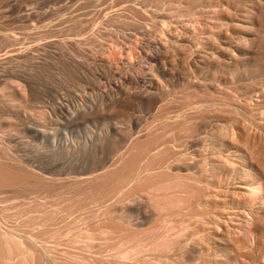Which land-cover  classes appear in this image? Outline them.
I'll use <instances>...</instances> for the list:
<instances>
[{"label":"bare ground","instance_id":"bare-ground-1","mask_svg":"<svg viewBox=\"0 0 264 264\" xmlns=\"http://www.w3.org/2000/svg\"><path fill=\"white\" fill-rule=\"evenodd\" d=\"M0 1L4 2L6 0H0ZM96 1L98 2V0H95V2H94V0H92V2H94L95 6H96ZM145 1H146L145 5H147V2L149 0H145ZM164 1L166 2V3L164 2V4L168 3V0L167 1L164 0ZM171 1H173V3H174V0H171ZM175 1L181 2L180 0H175ZM186 1H188V0H186ZM220 1H222V0H189L185 5L183 3L178 2L174 8L172 7L173 10L171 12L170 6L175 5L176 3L175 4L172 3L170 5V0H169V3L167 6L170 5L169 6L170 9H168V11L170 10L169 13H171V14L173 13V15L174 14L178 15V12L182 13L184 11H186L187 13H190L198 5L200 6V8L205 7L207 9V10L205 9V12L203 13L204 9L202 10V8H201L203 16L206 13V11H207V14H209V16L214 15L213 18H210V19L214 20L213 22H215L214 24L212 23L211 28H209V25L205 23L206 21L204 22V19H202L204 17H201L202 15H199L201 17L200 18L201 19L200 25H202L201 27H203V29H201L203 31H201L199 29V34H196L195 32L193 34L192 32L195 29H192L193 31L190 32L191 35H188V33H185V35L183 37H179L181 32L179 34L177 33L179 30L177 32H175L176 28H177L176 27L174 29V33H175V35L177 34L179 36L177 38H172V37L170 38L171 35L169 36L170 33L166 29V31H168V33H169L168 34L169 37H168L165 29H163V26L165 25V28H166V26H168V24L166 25V22H167L166 18H162L163 17L162 14L160 15V18H158L159 16L157 17L158 20L160 19L159 22L155 18L156 22H157L156 24L154 22H153V24L149 22V25L152 24L153 29L156 28V30H157L158 28H160L162 30L161 34L164 33L162 36L165 35L167 37V41L168 40L170 41V44L173 45L172 46L173 48L174 47L180 48L181 53L184 51L183 52L184 55H183V53H182V55L187 60V62H190L191 65H193L192 66L194 68L193 70H195L200 75L202 74V77L205 76V75L203 76V74H205V73H210V75H212V76H210V75L207 76V77H211V78H209V80H210L209 82L206 81L207 82L206 83L202 79L198 80L197 82H195L196 84L194 83L195 85L193 84L194 86L192 89V87H191L192 82L191 81H195L194 80L195 78L193 80H191V79L195 76V74H193L194 76H192L191 72H193V73H196V72L193 71L192 69H191L192 70L191 71L190 70L191 66H188L186 64V67H189V69L187 68V70L191 71V72L187 73V74L191 75L190 76L191 79L188 78V80H190V82H191V84H190L191 86L187 87V85H186L184 92H182L184 95L181 93L182 95L178 96V94L175 93L176 97L177 96H178V98L180 97L179 98L180 101L182 99L181 97L186 98V101H184L185 103L190 101V99L194 98L193 97L194 94L191 95L192 91H193L192 93H195L194 91H196L200 96L205 95L206 98L208 97L206 100L204 99V101L198 107H193L192 111L190 110L191 113H189L190 111L187 112V110H189V108L191 106L188 108L187 105L185 104L188 109H186V110L184 109V110L189 114H187V115L185 114L186 116L181 114L182 118L185 116L184 121L181 122L183 119L181 121H179L180 122L179 125H181V126H180L179 130H178V128H176L178 130L176 133L172 132L174 134V135H172L173 143H176L175 146L178 148L179 143H181L182 147L185 150L181 146L180 147L184 151L187 150L190 153L185 152L186 154H184L183 151H180L181 148H180V150L178 149L179 152H181V157H178V159H174V161L176 163L173 164V167H167L166 166L167 164H165V163L168 160L167 156H169V155H167L168 154L167 147H170V146H166L168 144L165 145L166 150H162V152L158 151L159 153L157 152L155 154H152V153L156 152L154 148L157 145V143L159 144L160 142H162V141H159L160 133H158V131H159L160 127L158 129L152 128V130H150L151 129L150 128L149 129L150 131L147 133L145 132L147 130H145V131L142 130V131H144L143 132L144 135H142L140 137L138 136V138L135 137L136 139H134L132 141V143H130L131 142V140H130V142H129L130 146H129V144L125 143L126 146L125 145L124 146L126 147V151L123 152L124 154L122 153L123 155L119 159V162H120L119 166H117L115 169L111 168V170L106 172V173L96 174L95 176H93V178H90L89 180H87L85 182L86 185L85 186L83 185L84 187L80 191L81 196L79 198H76L77 196H74L72 194L73 192L70 189L73 197L71 196L72 198L69 200L70 202H69L68 206L66 205L65 209L63 208V210H62L58 206L53 205L50 202H49V204H51V205H44V206H43V204L41 205V203H40V205H35L33 207V210L29 214H27L28 213V209H27L28 207L27 208L24 207L27 204V201L21 200L24 202V203H22L21 207L23 206V204H25V203L26 204L23 206V209H20V208L18 209L17 208L18 205L16 206L17 212L19 210L18 215L16 214L17 213L16 211H15L16 213L12 212V209L14 211L15 207L14 208L12 207L10 210L15 216H17V217H15L14 215L11 214L10 215L11 218L15 217L14 219L18 218V220H20V224L17 221L18 225L17 224L14 225L15 223H13L14 222L13 220L11 221L12 223L9 222V219L11 220V218L8 215L11 212L9 210L7 212L6 211L7 207L6 208L3 207L2 211H6L7 212L6 214H8L9 212L10 213L8 215H6L5 212H0V264H264V0H263V3L260 4V7L259 6L255 7L256 3H254L255 1H253V0H224L225 5H226L224 7H223L224 2L222 1L223 3L219 4ZM104 2H105V0H104ZM142 2H144V1H142ZM149 2H151V1H149ZM149 2H148V4H149ZM158 2L161 3L160 1H158ZM257 2L260 3L259 0ZM134 3L136 4V2H134ZM155 3H154V6L157 9L158 6H156L157 3L156 4ZM159 3H158V5H159ZM141 5L143 7L144 4L141 3ZM152 5H153V3H152ZM80 6H82L81 3H80ZM133 6H136V5H133ZM133 6H132V8H133ZM149 6H150V4H149ZM164 6L162 4V7H164ZM167 6H165L164 8L166 9ZM75 7H77V6H75ZM83 7H84V5H83ZM83 7H82V9H83ZM155 7L152 6L151 8L154 9ZM200 8L196 9V11L194 9V11L200 12V10H199ZM133 9H135V8H133ZM138 9L139 8L134 10L135 12H133V13L137 14L138 17H140V19H141V17H143V18L145 17V20H146L147 19V17L145 16L146 12L143 11L144 8H142V10H141V7H140V10H138ZM146 9H147V6H146ZM148 9H149V7H148ZM160 10L161 9H159V11ZM75 11H77V8L73 12H75ZM78 11L80 13L82 10H80V8H79ZM83 11H85V10H83ZM149 11L150 10H148L147 13ZM174 11H175V13H174ZM73 12H71V13H73ZM88 12H89V10H87V13ZM151 12H152V10H151ZM156 12H158V11H156ZM199 12L196 13L197 16H198V14H200ZM84 13H86V11ZM158 13L157 14L155 13V14L158 15ZM73 14H71V15L74 16ZM191 14H193V13L191 12ZM165 15L169 16L168 12L165 13ZM78 16H79V14H78ZM135 16L136 15H133L134 20L137 18V16H136V18H135ZM205 16H206V14H205ZM209 16L207 17L208 19H209ZM153 17H155V16H153ZM172 17H174V16H172ZM150 18L148 17V20L152 22L153 19L150 20ZM169 18H170V16H169ZM138 19H136V20L138 21ZM174 19L172 20L170 18V19H168L169 20L168 22L173 21L172 25H174L173 24V23H175ZM195 19H197V18L195 17ZM129 20L131 21V19H128L126 22L129 23ZM132 20H133V18H132ZM123 21H125V20H123ZM137 21L136 22L131 21V22H133V23L135 22L136 24H138ZM193 22H195V21L193 20ZM198 22L199 21H197L195 23H198ZM128 23L126 24L127 27L129 26ZM145 23L146 22H144V24L142 23V25H139V28H141V26H142V29H143L144 28L143 26L146 25ZM139 24H141V23H139ZM161 24H162V26H161ZM149 25H148L149 30L147 33H149V31H150ZM170 25H169V28L171 27ZM133 27L135 28V27H137V25H135ZM183 27L184 26L180 27V31L182 30L181 28H183ZM194 27H195V25H194ZM146 28H144V29H146ZM195 28H197V26ZM213 28L217 29V31L215 30L217 33H214L215 31L214 32L212 31L213 33L210 31V29L212 30ZM146 30H143V31H146ZM158 30L154 31V32L156 33V32H158ZM184 30H186V29L184 28ZM183 31H182V34H183ZM195 31L198 32L197 30H195ZM154 32H152V34ZM150 34L151 33H149V35ZM173 35L174 34H172V36ZM196 35L198 37H201V35H205V36H207V38L201 39V38L196 37ZM194 37L200 39L199 42H201V41L205 42L204 45H207L209 48H207V46H204V48H203L202 47L203 43L197 42L198 45L199 44L201 45L202 49L201 50L199 49L200 46L197 47L200 50V52L194 54L193 53L194 51L193 52L191 51L192 49L193 50L196 49L195 46H197V44H194L195 46L193 48H191L193 46V43H195L197 40ZM192 39H193V41L195 39V41L194 42L191 41ZM204 39H205V41H204ZM17 42H19V41H17ZM190 43H192V46H190L191 45ZM149 44H150V42H149ZM205 47H206V49H208L207 51L205 50ZM149 48H152V47H149ZM155 48H156V45H155ZM168 48L170 49V47H168ZM163 49H165V48H163ZM163 49H161L162 52H163ZM182 49H183V51H182ZM157 51H159V50H156V52L154 50L153 53L151 51V53H152L151 56L150 57H144L143 56V59L145 60V58H146V60H149V63H150V61L158 62L159 58L162 56L159 57V54L161 52L158 53ZM174 52L176 53L175 48H174V51L172 53L173 58H175L176 60L179 59L178 56L176 57V55H178L177 53L174 57ZM169 53H170V51H169ZM160 55H162V53ZM169 56H168V58H169ZM164 57L166 58V54L164 55ZM130 58H131V60H133L132 57L129 56V60H130ZM168 58H167V60H168ZM173 58L171 57V60ZM189 59H190V61H188ZM174 61H172V62L168 61V62H171L172 63L171 65H173ZM155 62H153V63H155ZM160 62H162V64L167 63L164 61H160ZM139 63H140V61H139ZM174 64H177V63H174ZM164 65L168 66L167 64H164ZM164 65H162V67H164ZM180 66H178L177 69L178 68L181 69ZM183 66H184V64H183ZM156 67H158V66H156ZM162 67H161V69L159 68L160 69L159 71H161L162 69L165 70ZM157 70H158V68H157ZM168 70L169 69H167V72H169ZM174 73H175V70H174ZM174 73H172V74H174ZM169 74L171 75V72H169ZM183 74H185V73H183ZM145 76H146V74H145ZM185 76H187V75L185 74ZM185 76L183 75V78ZM197 76H199V75H197ZM239 76H240V78H242L241 81L242 80L244 81V82L242 81L243 82L242 84H237L236 80L239 79ZM179 78H181V77L179 76ZM186 78L187 77H185L184 79H186ZM137 80H138V78H137ZM142 82H144V81H142ZM172 84H175V83H172ZM184 85L182 87H184ZM18 86H19V88H21L20 90L24 91V89H22V87H24V86H22V87L20 85H18ZM16 87H17V85H16ZM180 89H181V86H180ZM25 92L24 93L22 92V93L25 94ZM144 92L146 93V90ZM230 92L235 93V95L234 96H233V94L231 95ZM147 93L146 94L148 96L150 95L149 97H151L154 100L151 103H153L154 105H157L154 103L157 100V99L156 100L154 99L156 96L153 98L152 97L154 95L153 93L151 94L150 91L149 92L147 91ZM23 94H22V96H23ZM155 95H156V93H155ZM141 96H143V95H141ZM159 96H160V94H159ZM203 96H202V98L205 97V96L204 97ZM173 97L175 98V96H173ZM191 97H193V98H191ZM157 98L159 100L161 97L159 98L157 96ZM174 98H171V99L168 98L169 99L168 102H170V100H171L174 103V101H175ZM196 98L193 100L196 101ZM198 98H201V97H198ZM130 99H131V97H130ZM193 100H191V101L194 103ZM163 101L167 102V99L163 100V98H162V101H160V103H162ZM191 101H190V104H191ZM176 102H179V101H176ZM184 102L182 101L181 103L183 104ZM164 103H163V105L165 106L166 103L165 104ZM193 103H192V105H193ZM196 103H197V101H196ZM148 104H149V102H148ZM175 104L176 103H174L172 105L170 103L171 109H172V106H173V109L174 108H175V110L178 109V108L176 109V107H174V106H177L179 103L177 105H175ZM182 104H180V105L183 106ZM190 104H188V106ZM129 105L130 104H128V106ZM167 105L168 104H166V107H167ZM126 106H127V104H126ZM122 107H124V105ZM127 107H125V108H127ZM166 107H164V108H166ZM183 107L181 109H183ZM130 109H131V107H130ZM181 109H179V110L181 111ZM164 110H163V112H165ZM175 110H174L175 113L173 111H171V114H172V112L175 115H176V113L180 114V112L178 110H177V112ZM160 111H159V113L162 114V111L161 112ZM117 112H118V109H117ZM119 113L121 114L122 112H119ZM165 113H163L162 116ZM182 113H184V112H182ZM120 114H119V116H121ZM125 114H127V113H125ZM100 115H102V114H100ZM106 115H107V113H106ZM165 115H167V114H165ZM81 116H82V114H81ZM93 116L95 117V115H93ZM114 116L117 117L118 115H114ZM162 116H160V121H163L166 119V117L164 119L161 118ZM74 117L76 118V116H74ZM179 117L174 116V118H171V119H176V118L181 119ZM209 117H215L217 120H219V124L218 123L216 125L213 124L210 131L208 130L206 132V130H205L206 129V123H207ZM79 118L80 117H78V119ZM90 119H91V117H90ZM171 119H170V121H171ZM158 120H159V118H158ZM166 120L168 121L169 119H166ZM11 122H13V124H15L14 123L15 121H13L12 119H11ZM68 122L69 123L71 122L70 123L71 125L74 124V122L70 121V119ZM176 122H178L177 119H176ZM209 122H211V120ZM161 124H163V123H161ZM161 124H160V126H161ZM164 124L161 127L166 126ZM170 124L174 125L173 121ZM15 125H17V124H15ZM172 125H171L172 129L173 128L175 129V126L178 127L177 123H176V125H174V127H172ZM72 126H74V125H72ZM169 127L170 126H168V128ZM12 128L7 129V130L11 131V130H13ZM171 128H169V129H171ZM166 129H165V132L168 133V131H170V130L168 129V131H167ZM9 131H7V132H9ZM49 131H51V133L53 132V130H49ZM11 133H13V132L11 131ZM55 133H56V131H55ZM167 133H165V134H167ZM169 133H171V132H169ZM9 134H10V132H9ZM48 134L50 135V133H48ZM165 134H164V136H166ZM203 134H205V136H203ZM164 136H162V137H164ZM168 138L171 142L172 141V139H170L171 137H167L166 141L168 140ZM127 142H128V140H127ZM177 142H178V144H177ZM164 143L165 142H163L162 144H164ZM72 144H74V143H72ZM127 145L129 146L128 148H127ZM160 147H162V146H160ZM1 148H3V147H1ZM1 148H0V150H1V152L3 151V154H5V157H3V156L0 157V191L1 190H3V191L4 190H12L13 192L16 191L18 193L17 194L18 197L20 196V194H21L20 197H23V196L29 195L33 188H37V187L42 186L40 189V190H42L44 188V185H45V188H48V185H46V184H48L49 181L44 178L45 174H43V175H42V173L38 174L37 171L30 170V168H28L26 166L28 163L27 164L23 163L24 164L23 165L20 162L22 160H20V159H19L20 161L16 160V159H18L17 157H15V159H13L12 155H11L12 156L11 158L13 160L12 159L10 160L9 158H7L10 161L9 160L4 161V158H6V156H7V154L5 152L6 149H4V148L1 149ZM76 148H78V147L76 146ZM162 148H160L159 150H161ZM124 150H122V151H124ZM152 150L154 152H152ZM175 152H176V150H175ZM182 152L184 155L182 154ZM172 153H174L173 150H172ZM190 154L193 155V157H195V158H192V156ZM176 155H178V154H176ZM169 160H171L173 162V159H169ZM171 161H169V162H171ZM142 163H143V165H140ZM28 165L30 167V164H28ZM33 168H35V167H33ZM165 168H166V170H165ZM133 181L135 183V187L131 186V188H135V189H137V191L139 190L140 192L141 191L142 192L143 191L148 192L149 190H152V191H149L151 193H149V192L144 193L143 192V194H145V197H146L144 199H145V201H147L149 204H151L153 206L156 205V207H158L162 210L164 208V212L162 211L163 212L162 214L163 215L165 214L164 215L165 218H166L165 208H169L168 211L175 210L176 207L173 209L172 206H181V209L183 208L185 210V213H188V215H190V217L192 218V219L191 218L189 219V220H193L192 223H190V221H188V220L186 223L185 218H189V216L186 214L188 217L186 216L185 218H183V220L185 219L184 220L185 222L182 220H180V221H182L181 222L182 224H184V223H185L184 225L190 224V226L186 225L185 230H184L183 229L184 226L179 222V226H178L179 228H177V229L178 230L180 229L179 231H181V228H182L180 226V224H181L183 226L182 232L185 231L184 233L187 234V233H190V231H187L186 228L191 227V229L194 231L193 232L191 230L194 233V235L196 236L197 234H199V235H197V237L198 236L199 237L196 239L193 237L195 240L192 241V243H190V244L188 243V241L190 239H186V240H188L186 242V245L180 244V246L183 245L181 247L180 254L175 252L179 256L178 259H172L171 260L170 258H168L170 256L167 257V256H164L163 254H161V252L169 250L173 245L176 244V242L178 240L177 234L176 233L173 234V232L172 233L169 232L167 235H164L163 238L158 237L160 225L164 219L162 215L157 214V215H152L150 217L148 216V219L144 223H140L137 225V223L134 222L135 224L133 223L134 225H132L131 224L132 222H130L131 220L128 221V219H126L125 221H127V222H125L123 220V218L126 216H123L122 219L120 217L121 215L119 217H117L119 210L115 211V212H117V214L112 212L114 210L112 208L113 206L112 207L109 206V208H107L108 210L103 209V207H105L104 205H106V203H104V201L109 203V201L104 200L105 198H107V196L109 194L113 195V193L116 192L120 186L124 187L125 186L124 184L127 185L128 183L133 182ZM129 187L130 186H128V189H129ZM37 190L39 191V188H37ZM46 190L50 191L49 189H46ZM46 190H44L45 192L43 194H45L47 192ZM51 190H52V196L51 197L53 198V195H55V194H53V189H51ZM76 190H78V189H76ZM38 191H36L35 193L38 194L39 193ZM13 192H12V194L15 197V194ZM124 192H129V191L125 190ZM40 193H42V192H40ZM129 193H131V194L134 193L135 197H137L138 195L139 196L141 195V194H137V193L131 192V191ZM36 194L34 195V193H33V195L37 197ZM126 194H128V193H126ZM131 194H128V195H131ZM136 194H137V196H136ZM1 195H3V194H0V197H2ZM40 195L41 194H39V197H40ZM116 195L114 194L113 196L115 197ZM14 197H11V198H14ZM18 197H17V199H19V201H20V198H18ZM33 197H31V198H33ZM36 197H34V198H36ZM51 197H50V199H52ZM31 198L30 199L27 198V199L31 200ZM111 198L112 197H110V199ZM113 198L111 199V202L114 201V202H112V204L114 203L113 205H115L116 202H115V200H113ZM23 199H26V198L23 197ZM107 199H109V197ZM115 199H118V198L115 197ZM119 200L121 201V198ZM128 200H130V198ZM101 201H103L102 204L104 203V205L100 204ZM124 201L122 200L121 202L126 203ZM136 201L137 200L135 199V202ZM131 202H132V200H131ZM80 203H83L85 205L86 204H89V205L94 204L95 205V203H96V206H98L99 204L102 205L103 206L102 208L99 207L101 210L103 209L102 210L103 213L99 209L100 214L102 213V216L98 214V211H96L95 209L93 210V208H92L93 206L91 207L92 210L88 206H86V208L88 207L89 210L87 209L88 213L86 214V217H85V220H86V227L85 228L78 230L75 227V222L68 223V221L63 222V223H65L64 226H61V224H63V223L61 221H59L61 223L60 224L61 227H58V228H54V226L50 225V224H52V222L55 223L58 220L57 219L58 215L61 214L64 210H66L67 212H70V211L72 212V211H74V208L77 207V204L79 205ZM97 203H98V205H97ZM130 203L128 201V203H126V204H130ZM28 204H30V203H28ZM45 204H48V203H45ZM169 206H171V207H169ZM83 207H84V205H83ZM114 207L117 208L119 206L117 205V207L116 206H114ZM111 208H112V211H110ZM8 209H10V208H8ZM26 209H27V211H26ZM29 209H30V206H29ZM135 209H137V208L135 207ZM122 210H121V213H123ZM147 211H149V210H147ZM168 211H167V213H168ZM67 212H65L63 214V216H61L62 219H63L64 215L65 216L68 215ZM71 212H70V214H71ZM140 212H141V210H140ZM156 212H158V211H156ZM72 213H74V212H72ZM128 213H130V212H128ZM136 213H138V212H136ZM144 214H145V212H144ZM146 214L150 215V214H148V212ZM122 215H124V214H122ZM68 216L65 217L66 220L69 219L70 216L69 217ZM100 216H101V218H99ZM167 216L169 217V215H167ZM8 217H9V219H7ZM61 217H59L60 220H62ZM71 217H72V215H71ZM96 219H98V220H96ZM69 220H72V219L70 218ZM73 220L75 221L74 218H73ZM50 226L53 228H51ZM55 226H57V225H55ZM131 226H133V228ZM36 229H37V231H35ZM186 231H187V233H186ZM194 235H192V236H194ZM142 236L145 237L143 239V241L139 240V239H141L140 237H142ZM186 236L192 237L191 234H189V235L187 234ZM103 237H104V239L101 240ZM112 237H113V239H108L110 241H112V240L116 241V242L114 241L116 244L111 242L115 245V246H113L112 250H116V248H118V252L116 251V254L118 253V255H116L114 253V255H116V256H114L112 254L113 255L112 259H108V258H110V255H111V254L109 255V253L110 252L112 253L113 251L109 252L110 249L105 250L106 247L104 248L103 246H102V248H103L102 251L100 250L101 256H100V258H98L99 260L95 259V261H94V258L97 257L96 254L99 255L97 253L98 251L94 252L96 250H93V252L96 254L93 253L95 257L93 255H91V257H94V258L92 259L90 257L92 260V261H90V258L87 257L90 254L87 253V254H85L86 255L85 256V255H82L79 253H75V252H78V250H76V251L73 250V248H74L73 246L77 247L75 244H79V246H78L79 249L81 247L85 248L84 249V251H85L86 247H88V249H90V246L93 247L95 241H97V240H98V242H99V240L104 241L105 238H112ZM117 237H118L117 240H119V241L116 240ZM179 237L181 238V236H179ZM134 238L137 240H135ZM182 238H184V237H182ZM45 239L46 240L48 239V240L45 241ZM65 239H67L68 243L69 242H70V244L73 243V246H71V245L70 246L73 247L71 250L75 254L72 252H64V253H62L63 254V257H62L61 253L59 252L60 250L58 251L57 250L58 248L55 250V248L62 246L61 242L63 240L66 243ZM131 239H134V241ZM146 239H148V242L150 241L149 242L150 244H148V245L151 246V248L149 247L147 249H143V248H145L143 246L147 244ZM49 240H54V241L49 242ZM108 240H106V241H108ZM129 240H131L132 242H135L136 244L139 242L137 244L138 247H139V244L142 245V243H143L141 251L144 250L145 252L146 251L149 252L151 250V251H153L152 252L153 254L157 253L158 255L157 254L152 255L154 257L153 258L150 257V259H145V258H138L137 259L135 257H131L132 255H129V257H128L129 253L127 252L128 248H126V247L129 246V243H128ZM144 240H145L146 244H145ZM191 240H193V239H191ZM123 241H126V242L128 241V242L124 244ZM140 241H142V243ZM47 242L50 244H52V242H54L56 247L54 248V246H53L54 244H52L51 246H49L50 244L47 245ZM98 242H96V244ZM178 242H180V241L178 240ZM65 243L63 244V250H64V248H66V247H64ZM131 243H130L131 247L129 246L131 249L130 254H131V251H136V250L132 249L133 248L132 246H134V245L133 244L131 245ZM80 244H82V245H80ZM101 244H103V243L101 242ZM113 244H109V245H113ZM177 244H179V243H177ZM97 245H99V244H97ZM123 245L125 246V248H124L125 250H122ZM52 246H53V249L55 251L52 250ZM114 247H116V248L114 249ZM138 247H136V248H138ZM97 248H98V246H97ZM91 249H90V251H92ZM138 249L140 250V247ZM51 251L52 252L53 251L59 252L60 257H59V254H58V257L55 256L56 255L55 253H53L54 254V256H53L51 254L52 253ZM88 251L86 250V252H88ZM106 251H107V253H106ZM101 252L102 253L105 252V254H108L109 257L107 255L106 256L104 255L106 258L107 257L108 258L103 259L102 258L103 254ZM81 253L84 254V252H81ZM133 253H136V252H132V254ZM152 253H150V254H152ZM139 254H136V255H138V257H139L144 253H141L140 255ZM168 255H169V253H168ZM130 257H131V259H133V260L135 259V260L131 261V262L128 261V260H130V259H128Z\"/></svg>","mask_w":264,"mask_h":264},{"label":"rangeland","instance_id":"rangeland-1","mask_svg":"<svg viewBox=\"0 0 264 264\" xmlns=\"http://www.w3.org/2000/svg\"><path fill=\"white\" fill-rule=\"evenodd\" d=\"M139 1L142 4H144L143 7ZM142 1H144V2H142ZM149 1H151L153 3V5ZM149 1L148 2L150 4V6H149L148 2H147V5H145L146 4L145 0H108V1L105 0V2H104V0H98V2L96 1V6L94 4L95 0H94V2H92V0H6L4 2L0 1V123H1L0 124V148L3 147L4 149H6L5 152H6L7 156H6V158H4V161L9 160V159L11 160L12 156H13V159H15V157H17L18 159H16V160H19V159L22 160V161L19 160L22 164L23 163L24 164H27V163L30 164V167L28 164L26 165L28 168H30V170L37 171L38 174H40V173H42V175L45 174L44 178L49 181V183L46 184V185H48V188H45V185H44L45 189L43 188L42 190H40L42 186L37 187V188H39V191L37 190V188H33L29 195L23 196L26 199H23V197H20L21 194L18 197L17 196L18 193L16 191H15L16 192L15 193L12 190H4V191L1 190L0 194H3V195H1L2 197H0V212H5V214H6L8 212V210L9 211L11 210L12 207L13 208L15 207L14 211L12 209V212H15V211L17 212L16 206L17 205L19 206V207L17 206L18 209L19 208L23 209V206L26 203L23 204L22 207H21V205H22V203H24L23 201H25V200L27 201V204L30 203V204H28V205L26 204L24 206L26 208L28 207L27 208L28 209L27 214H29L33 210V207L35 205H40V203H41V205L43 204V206L53 204V205L58 206L62 210H63V208L65 209L66 205L68 206V204L70 202L69 200L73 197L72 194L74 196H77L76 198H79L81 196L80 191L86 185L85 182L87 180H89L90 178H93V176H95L96 174L106 173V172L110 171L111 168L115 169L117 166H119V164H120L119 159L124 154L123 152L126 151V147H125L126 144H129V146H130V143H132V141L134 139L138 138V136L140 137V136L144 135L143 132L145 130H147V131H145L147 133L150 130H152V128L158 129L160 127V129L158 131V133H160L159 141H162V142H160L161 144L163 142H165V143L162 145L160 143L159 144L157 143V145L154 148L156 152H154L153 151L154 149H153L152 152H154V153H152V154H155L158 151L162 152V150H166V146H170V147H167V150H168L167 155H169V156H167V159L168 160L173 159V162L171 160H169L171 162H169L167 160V162L165 163V164H167L166 165L167 167H173V164L176 163L174 161V159H178V157H181V152H179V150L182 147V144L179 143L178 148L175 146L176 143H173L172 135H174V134L172 132L176 133L181 126V125H179V123H180L179 121H181L183 119L181 121V122H183L184 117L187 114L191 113L192 108L198 107L204 101V99L206 100L208 97L206 98L205 95H204L205 97L203 95L200 96L196 91H194L195 93H192L193 91L191 90L192 91L191 95L194 94V96H193L194 98L193 97H191V98L195 99L197 97L196 98L197 103L193 99H190V101L191 100L194 101V103L191 101V104H190V101H188L187 103L184 102V101H186V98H184V97H181L182 99L180 101V99H179L180 97L178 98V96L179 95L181 96L183 94L182 92H184L186 85H187V87H190L192 85L191 87L193 89V86L196 84L195 82H197L198 80H201V79L205 82L206 81L209 82L210 81L209 78H211V77H207L208 75H210V73H205V74H203V76L204 75L205 76L202 77V74L200 75L195 70H193L194 69L192 67L193 65H191L190 62H187V60L183 56L184 55L183 49H182V51H183L182 52L183 55H182L181 49L178 47L177 48L174 47L176 53L178 54V55H176V53L174 52V57L176 55V57L178 56L179 59L176 60L175 58H173V56H172V53L174 51V48L172 47L173 45L170 44L169 40L167 41V37L165 35L162 36L164 33L161 34L162 30L160 28H158L159 29V30L157 29L158 32L155 33L154 31H157V30H156V28L153 29L152 24H153V22L155 24L157 23L156 19L159 22L160 19L158 20V18H160L161 14L163 16L162 18H166L167 22L169 21L168 19L171 18L173 20L175 18L174 19L175 23H173L174 25H172L173 21L170 20L171 22H168V23L166 22V25L168 24V26H166V28H165V25H164L163 29H165V31H166V29L169 31L170 34L168 33V31H166V33H167V36H168V34H169V36L171 35L170 38L171 37L177 38L179 35H177V34L175 35V33H174V29L176 27L177 28H176L175 32H177L178 30H179L177 32L178 34L181 32L179 37H183L185 35V33H188V35H191L190 32L193 31L192 29H195L198 31V32H196L194 30L192 32L193 34H194V32L196 34H199V29L200 30L203 29V27H201L202 25H200V22H201L200 18L204 17L202 19H204V22L206 21L205 23L209 25V28H211L212 23L214 24L215 22H213L214 20L210 19V18H213L214 15L209 16V14H207V11H206V13H205L206 16H205V14L203 16V13L205 12L206 8L201 7L202 10L204 9L203 13H202L199 5H198L199 7L196 6L197 8L196 7L194 8L195 11H196V9L200 8L199 9L200 12L197 10L200 13V14H198V16L196 14L198 12H195L194 9H193L194 12L191 11L193 14H191V12L187 13L186 11H184L182 13L178 12V15H175V14L173 15V13L172 14L169 13L170 10L168 11V9H170V7H171V12H172V10H173L172 7L174 8L179 1L177 2L174 0V3H173V1L170 0V5L172 3L173 4L176 3V4L172 5V6L169 5L170 6L169 7V6H167L169 3V0H168L167 4H164V2H165L164 0L163 1L158 0L163 4V6L164 5L167 6L166 7L167 10L164 8L165 6L162 7V4L159 3L157 0H153L154 2L152 0H149ZM180 1L181 2H179V3H183L185 5L189 0L188 1L180 0ZM222 1L224 2V0H222ZM222 1H220L219 4H222L223 3ZM253 1H255L254 3H256L255 7H257V6L260 7V4L263 3V0H259L260 3L257 2L258 0H253ZM134 2H136V4ZM80 3L82 6H80ZM154 3L156 4V6H158V8L160 7L159 8V9H161L160 11L158 8H157L158 10L156 9V7L154 6ZM158 3H159V5H158ZM83 5H84V7H83ZM133 5H136V6H133ZM75 6H77V7H75ZM132 6L135 9H133ZM146 6H147V9L149 7V9H148V10H150L148 12L149 14L147 13L148 10L146 9ZM152 6L155 8L154 9L151 8ZM224 6H226L225 2L223 3V7ZM78 7L80 8V10H82L80 12L81 14L78 11L79 10ZM82 7H83V9H82ZM136 7L139 8L138 10H140V7H141V10H142V8H144L143 11L146 12V15H145L147 17L146 20H145V17L144 18L141 17V19H140V17H138L137 14L133 13V12H135L134 10L137 9ZM76 8H77L78 12L77 11L73 12ZM83 10H85L86 13H84L85 11H83ZM87 10H89L88 13H87ZM151 10H152V12L155 10L153 12L154 14L151 12ZM156 11H158L159 13ZM71 12H73L74 14ZM167 12H168V15L170 16V18H169V16L165 15V13H167ZM155 13L156 14L158 13V15H156ZM174 13H175V11H174ZM71 14H73L74 16H72ZM78 14H79V16H78ZM133 15H136L137 18H136V16H135V18L136 19L139 18L141 21L139 19H138V21L136 19L134 20ZM193 15L194 16L196 15L195 17L197 19H195V17ZM199 15H202V16L200 17ZM207 15L209 16V19L207 18L208 17ZM153 16H155V17H153ZM172 16H174V17H172ZM131 17L133 18V20ZM148 17L149 18L151 17L150 20L153 19L152 22L148 20ZM128 19H131V21H135V22L137 21L138 24H136L135 22L133 23L130 20H129V23L126 22ZM123 20H125V21H123ZM193 20L195 22H197V21H199V22L195 23V22H193ZM144 22H146L145 23L146 25L147 24L149 25V22L152 23L149 25V28H150L149 33H151L150 35H149V33H147L149 30L148 25L147 26L145 25L147 28L145 26H143L147 30L144 28L142 29V26H141V28H139V25H142V23L144 24ZM127 23L129 25L128 27L126 26ZM139 23H141V24H139ZM134 24L137 25L138 28L137 27L134 28L133 27V26H135ZM169 25L172 28L171 27L169 28ZM194 25H195V27L197 26L198 29L195 28ZM161 26H162V24H161ZM182 26H184V27L181 28L182 30L180 31V27H182ZM184 28L186 30H184ZM143 30H146V31H143ZM215 30L217 31V29H215V28H213L212 30L210 29L211 32L212 31L214 32ZM182 31H183V34H182ZM201 31H203V30H201ZM216 31L214 33H217ZM152 32H154V33L152 34ZM171 33L174 34L176 37L174 35H173L174 36L173 37ZM196 37H198V36L196 35ZM196 37H194L197 40L195 43H193V46H192V43H190L191 44L190 46H192L191 48H193L195 46L194 44H197V46H195V48L197 50L196 49L191 50L192 52L194 51L193 52L194 54L200 52L202 47L204 48V46H207V45H204L205 42H203V41L199 42L200 39H198V38H201V39L205 38L206 39L207 36L201 35V37H198V38H196ZM195 39H194V41H195ZM205 39H204V41H205ZM17 41H19V42H17ZM191 41H193V39ZM149 42H150V44H149ZM197 42L203 43V46L201 47V45L200 44L198 45ZM155 45H156V48H155ZM149 47H152V48H149ZM168 47H170V49ZM197 47H199L200 50ZM163 48H165L166 50ZM207 48H209V47L207 46ZM153 49L155 50V52H156V50H159L157 52L162 53V55H160L161 53L159 54V57L160 56H162V57H160L161 59L159 58L158 62L150 61L151 64L153 62H155L151 65L149 63V60H146V58H145V60H146L145 61L143 59V56L144 57H150L154 51ZM161 49H163V52ZM168 50L170 51L171 54L169 53ZM205 50L207 51L208 49H206V47H205ZM151 51H152V53H151ZM163 54L164 55L166 54V58L164 57ZM167 55L168 56L170 55L169 56L170 59L168 58ZM129 56L132 57L133 60H131V58L129 60ZM171 57L175 61L173 59L171 60ZM167 58H168V60H167ZM139 61H140V63H139ZM160 61L167 62L164 64H167L168 66L162 64V62H160ZM168 61H171V62L174 61L173 65H171L172 63L168 62ZM188 61H190V59ZM174 63H177V64H174ZM183 64H184V66H183ZM186 64L188 66H191L190 70L192 69L196 73L191 72L192 70L188 71L187 68L189 69V67H186ZM162 65H164V67H162ZM156 66H158V67H156ZM178 66H180L181 69L180 68L177 69ZM161 67L164 68L165 70L162 69L161 71H159L161 69ZM157 68H158V70H157ZM166 68L169 69L168 71L171 72V75L169 74V72H167ZM174 70H175V73H174ZM189 72L192 73V76H194L193 74H195V76L192 79L190 77L191 75L187 74ZM172 73H174V74H172ZM183 73H185L187 76H185V74H183ZM145 74H146V76H145ZM196 74L199 75L201 78L199 76H197ZM183 75L187 78L184 79L185 77L183 78ZM179 76L181 78H179ZM210 76H212V75H210ZM137 78H138V80H137ZM188 78H190L191 80H193L195 78L194 79L195 81H191L192 82V84H191V82H190V80H188ZM241 79L242 78H240V76H239V79L236 80L237 84H242L244 82L243 80H242L243 81L242 82ZM142 81H144V82H142ZM172 83H175V84H172ZM182 84L183 85L185 84L184 87H182L183 86ZM16 85H17V87H16ZM18 85H20L21 87L24 86V87H22V89H24V91L20 90L21 88H19ZM180 86H181V89L183 88L182 90L180 89ZM145 90H146V93H147V91L148 92L150 91L151 94L153 93L154 94L152 96L153 98L156 96L154 99L155 100L157 99V100L154 103L157 105H154L153 103H151L154 100L151 97H149L150 95L149 96L147 95L148 93L146 94L144 92ZM22 92L23 93L25 92V94H23ZM155 93H156V95H155ZM175 93L178 94L177 97H176ZM22 94H23V96H22ZM159 94H160V96H159ZM230 94L231 95L233 94V96L235 95V93H231V92H230ZM141 95H143V96H141ZM129 96L131 97V99ZM157 96L159 98L161 97L159 99L160 101H162V98H163V100L167 99V102L163 101L162 103H160ZM173 96H175V98ZM202 96L204 98H202ZM167 97L169 99L174 98V100H175L174 103H176L175 105H177L179 103L177 106H174V107H176V109L178 108L177 110L180 112V114H177V113H176V115L173 114L175 108L173 109L172 105L174 103L171 100H170V102H168L169 99ZM198 97H201V98H198ZM176 101H179V102H176ZM182 101L184 102L183 104L181 103ZM148 102H149V104H148ZM164 102L166 104H168L167 107H166V104ZM125 103L127 104V106H128V104H130V105L127 107ZM163 103L165 104V106L163 105ZM170 103L172 104L171 105L172 109L170 107ZM192 103H193V105H192ZM180 104H182L184 107L181 106ZM185 104L187 105L188 108L191 106L189 108V110H187V112H189L191 110L189 113H187L185 111L186 109H188ZM188 104H190V105L188 106ZM123 105H124V107H122ZM163 106L166 108H164ZM125 107H127V108H125ZM130 107H131V109H130ZM182 107H183V109H181ZM117 109H118V112H117ZM162 109L163 110L165 109L164 110L165 112L167 110L168 111L165 113V112H163ZM179 109H181V111ZM160 110L162 111V114L165 113L167 115L164 114L162 116V114L159 113ZM177 110H175V111L177 112ZM171 111H173L172 112L173 115L171 114ZM119 112H122V113L120 114ZM182 112H184V113H182ZM106 113H107V115H106ZM125 113H127V114H125ZM81 114H82V116H81ZM100 114H102V115H100ZM119 114L121 116H119ZM181 114H183V115L186 114V115L182 118ZM73 115L76 116V118ZM93 115H95V117ZM114 115H118L119 117L117 116L118 117L117 118ZM160 116H162L161 118H163V119L166 117V119H169V120L167 121L165 119L163 121H160ZM174 116L175 117L180 116L179 118H181V119L176 118L178 121V122H176V119H171V118H174ZM78 117H80V118L78 119ZM90 117H91V119H90ZM158 118H159V120H158ZM11 119L13 121H15L14 123L17 125L13 124V122H11ZM69 119H70V121L74 122V124H72L74 126H72L70 124L71 122L70 123L68 122ZM170 119H171V121H170ZM210 120H211V122H209ZM172 121H173L174 125H176V123L178 124V127L175 126V129L171 128L172 124H170V123H172ZM161 123H163V124L165 123L164 125H166L167 127L166 126L161 127V126H163V124H161ZM217 123L219 124V120H217L215 117H209L208 121L206 123V129H205L206 132L208 130L210 131L213 124L216 125ZM160 124H161V126H160ZM174 125H172V127H174ZM168 126H170L169 128H171L172 130L169 129ZM10 128L13 129V130H11L13 133H11V131L7 130ZM176 128H178V130ZM165 129L167 131L169 129L170 131H168V133H167V132H165ZM49 130H53V132L51 133V131H49ZM142 130H144V131H142ZM7 131H9L10 134ZM55 131H56V133H55ZM164 132L167 134H165ZM169 132H171V133H169ZM48 133H50V135ZM164 134L166 136H164ZM162 136H164V137H162ZM203 136H205V134H203ZM167 137H171L170 139H172V141L170 142L169 138L166 141ZM127 140H128V142H127ZM130 140H131V142H130ZM72 143H74V144H72ZM166 144H168V145H166ZM177 144H178V142H177ZM75 145L78 148H76ZM129 146L127 145V148ZM160 146H162L163 148ZM3 148H1V149H3ZM160 148H162V149L159 150ZM182 148L180 151H183L184 154H186L187 152L190 153L187 150L184 151L185 149L183 148L184 149L183 150ZM122 150H124V151H122ZM172 150L174 151V153H172ZM175 150H176V152L177 151L178 152L176 153ZM183 152H182V154H183ZM0 154H1L0 157L1 156L5 157V154H3V151L1 152V150H0ZM176 154H178V155H176ZM191 156H192V158H195V157H193V155H191ZM7 158H9V159H7ZM31 165L35 168H33ZM140 165H143V163ZM166 168H165V170H166ZM124 185H125L124 187L120 186L119 189L113 193V195L117 194L115 197H117L118 199H115V197L113 195L109 194L107 196V198L109 197V199L105 198L104 200L109 201L110 204L103 200L107 206L104 205V203L102 204L103 201H101V203L100 202L99 203L104 205L105 207H103L100 204H99L100 205L99 206L98 203H97L98 206H96V203H95V205L94 204H92V205L86 204L85 205L83 203H80L79 205L77 204V207L74 208V211H72L74 213H72L70 211L71 212V214H70V212H67L66 210H64L65 212H67V214L70 217L68 215H66V216H68L69 219L71 218L72 220H69V219L66 220L65 215L62 219L61 216H63V214L65 213L63 211L61 213L62 215L61 214H59L60 216L58 215L57 221L58 222L61 221L62 223L64 221H68V223L75 222L76 229H78V230L83 229L86 227L85 217H86V214L88 213L87 209L89 210V208H90L92 210V208H93V210L95 209L96 211H98V214L102 216V213H103L102 210L103 209L108 210L107 208H109V206L110 207L113 206L112 208L114 210L112 211V208H111L110 211H112L116 214H117V212H115V211L119 210L117 217H119L121 215L120 217L122 219L123 216H126V217H124L125 219L123 218V220L124 221L126 219H128V221L131 220L130 222H132L131 223L132 225L135 224L134 222H136L137 225L140 223H144L148 219V216L150 217L152 215L160 214L163 216V218L165 220L163 219V222L160 225L158 237L163 238L164 235H167L169 232H171V233L173 232V234H175V233L177 234V239L180 241V242H178V240H177V242L175 244L176 246L173 245L169 250L163 251V252H161V254H163L164 256H167V257L170 256L168 258H170L171 260L172 259H178L179 256L175 252L180 254L181 247L183 245H186V242L188 241L186 239H190L188 241V243L190 244V243H192V241H194L196 238L199 237V236L197 237V235H199V234H197L196 236L194 235V233H193L194 231L191 229V227H189L190 224H186V225H189L188 226L189 228H186L187 231H190V233H187V231H186V233L188 235L191 234V236L192 235H194V236L188 237V236H186L187 234L184 233L185 231L182 232L183 229L185 230V227H186V225H184L185 223L184 224L181 223L182 221H184L186 219V223H187V220L190 221V223L193 222V220H189L191 218L190 215H188V213H185V210L183 208L181 209V206H172L173 209L175 207L176 208H175V210H172V211L170 210L171 212L168 211L169 208H165V211H166L165 212L166 218H165V216H164L165 214L164 215L162 214L164 212V208L162 210V209L156 207V205L153 206V205L149 204L144 199V198H146L145 194H143L144 191L140 192L138 190L139 191L138 192L137 189L131 188V186L135 187L134 181L128 183L127 185L126 184H124ZM128 186H130L129 189H128ZM46 189H49L50 191H47ZM51 189H53V194H55V195H53V198L51 197L52 196V190ZM70 189L73 192L72 194H71ZM76 189H78V190H76ZM44 190L47 191L45 193L46 195L43 194L45 192ZM125 190L129 191V192L130 191L135 192V193L141 194V195L137 196V194H136L137 197H135L134 193L131 194L129 192H124ZM36 191H38L39 193L37 192L38 194H36L35 193ZM149 191H152V190H149ZM12 192L15 194V197L12 194ZM40 192H42V193H40ZM148 192L145 191L144 193H148ZM33 193H34V195L36 194L37 197L34 196ZM126 193L131 194V195H128ZM149 193H151V192H149ZM39 194H41L40 197H39ZM33 196L36 197L37 199L34 198ZM11 197H14V198H11ZM17 197L20 198V201L21 200H23V201L20 202L19 199H17ZM31 197H33V198H31ZM50 197L52 199H50ZM110 197H112V198L114 197L113 200H115V202H116L115 205H113L114 203L112 204V202H114V201L111 202L112 198L110 199ZM27 198L28 199L31 198V200H28ZM120 198H121V201L125 200L124 202H126V203H128V201L130 203L132 200V202L130 203L131 205L126 204V203H122L119 200ZM129 198H130V200H128ZM135 199L137 200L136 202H135ZM49 202L51 204H49ZM45 203H48V204H45ZM83 205H84V207H83ZM117 205L120 208L117 207ZM29 206H30V209H29ZM86 206H88L89 208L88 207L86 208ZM114 206H116L117 208H115ZM3 207L4 208L7 207L6 208L7 212L2 211ZM99 207L100 208L103 207V209L101 210ZM135 207L137 209H135ZM169 207H171V206H169ZM8 208H10V209H8ZM27 209H26V211H27ZM99 209L102 212L101 214H100ZM121 210L123 213H121ZM140 210H141V212H140ZM147 210H149V211H147ZM146 211L150 215H147ZM156 211H158V212H156ZM167 211H168V213H167ZM12 212L10 214L8 213L9 215L8 214H6V215H8L11 218L10 215L11 214L14 215ZM128 212H130V213H128ZM136 212H138V213H136ZM144 212H145V214H144ZM16 214L17 215L19 214V210ZM122 214H124V215H122ZM186 214L189 216V218H185L187 216ZM71 215H72V217H71ZM167 215H169V217ZM101 216L99 218H101ZM9 217L7 219H9ZM15 217H17V216H15ZM59 217H61L62 220H60ZM14 218L12 217L11 220L9 219V222H11L13 220L14 221L13 223H15L14 225H16V224L18 225V222L20 224V220H18V218H16V219H14ZM73 218L75 219V221L73 220ZM183 218H185V219L183 220ZM98 219H96V220H98ZM180 220H182V221H180ZM56 222L55 223L52 222V224H50V225L54 226V228H58V227L65 225V223L61 224L60 222L59 223L58 222L56 223ZM125 222H127V221H125ZM179 222L184 226V228H183V226L180 224V226L183 228L182 229L180 227L181 231H179L180 229L179 230L177 229V228H179L178 227ZM60 224H61V226H60ZM55 225H57V226H55ZM131 227L133 228V226H131ZM51 228H53V227H51ZM35 231H37V229ZM179 236H181V238L182 237H184V238L181 239ZM142 237H140L141 239H139V240L143 241V239L145 237L144 236H142ZM103 239H104V237L101 240H103ZM108 239H113V237L112 238H105L104 241L99 240V242H98V240H97V241H95V243L93 242L94 243L93 247L90 246V249L92 248L91 249L92 251H90V249H88V247H86V250L87 251L89 250L90 252L89 251L86 252V250L84 251L85 248H83L81 246L80 247L82 249L81 248L79 249V247H78L79 244H75L78 248L73 246V243H71V244H70V242L68 243L67 239H65L66 243L64 242V240L61 242L62 246H60V247H56L54 242H52V244H54L53 245L54 248L56 247L55 250L57 248H58L57 249L58 251L60 250L59 252L61 253L62 257H63L62 253H64V252L74 253L71 250L73 247L75 248V249L73 248V250H75V251L78 250V252H75V253H79L82 255H85L87 253L90 254L89 256H87L88 258H90L91 255L94 256V254H96L94 252L98 251L97 253L99 255L96 254V256H97L96 258H94L95 256L91 257L92 259L94 258V261H95V259L99 260L98 258H100V256H101L100 250L102 251V249H103L102 246L104 248L106 247L105 250L110 249L109 252L113 251L112 253L111 252L109 253V255L111 254L110 258H108L109 257L108 254H105V252L104 253L101 252L103 254V257H102L103 259L106 258L105 257L106 255L108 256L107 257L108 259H112L113 258L112 256L114 255V253L116 254V251L118 252V248H116V247H114V249L116 248V250H112L113 246H115L114 244H116L115 243L116 241L115 240L110 241ZM117 239H118V237L116 238V240ZM134 239H131V240L134 241ZM191 239H193V240H191ZM47 240L45 239V241H47ZM106 240H108V241H106ZM131 240H129V242L127 241L129 243V246H130V243L132 242ZM135 240H137V239H135ZM50 241H54V240H49V242ZM100 241L103 244H101ZM117 241H119V240H117ZM142 241H140V242L142 243ZM96 242H98L97 244H99V245H97ZM111 242H113L114 244ZM127 242L123 241L124 244ZM144 242H145V240H144ZM146 242H147V244H146ZM146 242H145L146 245H144V246H143V243H142V245L139 244L140 250L138 249L139 247L137 245L139 242L137 244L135 242H132L131 245L133 244L135 246V247L132 246L133 247L132 249H134L136 251H131V254H130V250H131L130 247L131 246L126 247V248H128L127 249L128 250L127 252L129 253L128 257H129V255H132L131 257H135L137 259L138 258L150 259V257L153 258L154 256H152V255H155L157 253L153 254L152 253L153 251H151V250H150L151 252L150 251L145 252L144 250L141 251L142 246L145 247L143 249H147L149 247L151 248V246L148 245V244H150L149 243L150 241L148 242V239H146ZM64 243H65L64 247H66V248H64V250H63V244ZM177 243H179V244H177ZM49 244L50 243L47 242V245H49ZM52 244H50L49 246H51ZM109 244H113V245H109ZM180 244H183V245L180 246ZM70 245L73 247H71ZM80 245H82V244H80ZM53 246H52V250H54ZM97 246H98V248H97ZM136 247H138V248H136ZM124 248H125V246L123 245L122 250H125ZM93 250H96V251L93 252ZM54 251L53 252L51 251L52 252L51 254L54 256L53 253H55L56 254L55 256H57V257L59 254V257H60V253L54 252ZM81 252H84V254ZM132 252H136V253L132 254ZM106 253H107V251H106ZM139 253L140 254L144 253V254H142L141 256L138 257V255H136V254H139ZM150 253H152V254H150ZM168 253H169V255H168ZM116 255H118V253ZM116 255H114V256H116ZM131 257L128 258V259H130V260H128L130 262L135 260V259L134 260L131 259ZM91 258H90V261H92Z\"/></svg>","mask_w":264,"mask_h":264}]
</instances>
